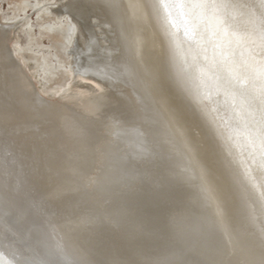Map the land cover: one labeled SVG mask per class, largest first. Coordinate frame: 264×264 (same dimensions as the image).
Returning <instances> with one entry per match:
<instances>
[{
	"label": "clouds",
	"instance_id": "obj_1",
	"mask_svg": "<svg viewBox=\"0 0 264 264\" xmlns=\"http://www.w3.org/2000/svg\"><path fill=\"white\" fill-rule=\"evenodd\" d=\"M90 2L119 31L117 71L101 91L122 155L78 161L71 193L57 184L41 197L92 204L42 228V264H110L105 230L131 241L125 264H254L251 246L264 253V0Z\"/></svg>",
	"mask_w": 264,
	"mask_h": 264
},
{
	"label": "bare ground",
	"instance_id": "obj_2",
	"mask_svg": "<svg viewBox=\"0 0 264 264\" xmlns=\"http://www.w3.org/2000/svg\"><path fill=\"white\" fill-rule=\"evenodd\" d=\"M59 16L67 14L75 33L70 48L68 85L58 92L33 84L37 65L28 63L15 42L16 26L0 23V264L23 258L42 264L48 228L70 213L92 204L74 195L42 200L51 187L71 193L78 178V161L107 163L122 155L119 129L105 121L112 98L101 91L102 77L117 71L119 31L90 0H39ZM56 1V2H55ZM66 16V15H65ZM28 19V17H26ZM70 19V20H71ZM33 76V77H32ZM108 135L115 142L107 144ZM87 179V177H85ZM112 231L99 236L110 264H125L129 245ZM254 264L264 260L258 245L247 252Z\"/></svg>",
	"mask_w": 264,
	"mask_h": 264
},
{
	"label": "rangeland",
	"instance_id": "obj_3",
	"mask_svg": "<svg viewBox=\"0 0 264 264\" xmlns=\"http://www.w3.org/2000/svg\"><path fill=\"white\" fill-rule=\"evenodd\" d=\"M70 19L67 14L52 13L39 0H0V23L16 26L15 46L28 63L37 65L32 80L34 85L39 81L42 90L58 92L70 82L72 70L68 60L75 33ZM108 131L110 129L106 130L107 144L111 145L116 138L115 135L110 137ZM102 155L101 160L107 163L110 153L104 150ZM131 234L132 226H129V236ZM124 241L131 246L129 239Z\"/></svg>",
	"mask_w": 264,
	"mask_h": 264
}]
</instances>
